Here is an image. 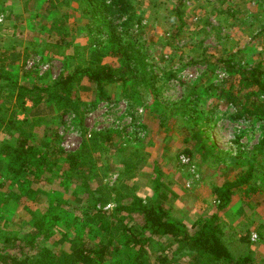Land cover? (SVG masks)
I'll use <instances>...</instances> for the list:
<instances>
[{
	"label": "rangeland",
	"instance_id": "1",
	"mask_svg": "<svg viewBox=\"0 0 264 264\" xmlns=\"http://www.w3.org/2000/svg\"><path fill=\"white\" fill-rule=\"evenodd\" d=\"M65 1L0 0V60L4 61H0V67L15 71L22 84L50 81L73 66V62L69 64L67 59L51 54L44 47L46 42L60 38L54 25L67 31L68 54L87 43V29L74 10V3ZM131 2L135 14L125 30L134 38L139 49L134 56L144 63L151 84L146 88L135 84L124 86L120 82L108 84L106 95L98 97L93 84L82 78L74 96L83 106V128L72 114L62 115L51 101L41 102L37 109L40 125L33 128V141L47 147L57 134L61 146L73 150L94 130L114 131L112 143L92 155L97 168V177L89 182L93 188L104 184L123 187L124 191L142 197L150 196L149 180L155 176L157 167L162 172L161 180L172 192L164 204L173 217L191 227L199 217L216 212L225 221V242L233 257L250 254L253 264H262L261 259L264 264V153L255 148L262 125L233 119L230 114L235 108L222 100L211 110L207 98L190 103L185 99L187 88L200 81L205 86L210 82L220 86L226 74L221 66L213 67L212 61L222 55L241 57L240 64L247 66L261 61L264 71V0H183L179 6L177 0ZM124 20L115 18L114 23L119 25ZM29 60L35 64L28 66ZM103 62L119 65L120 60L109 54ZM45 63L47 67L42 69ZM26 103L31 105L30 100ZM186 104L189 115H200L197 120L201 121L205 135L225 153L228 165L221 163L220 168L212 169L198 156L185 152L187 143L183 142L180 120L175 116H181L180 108ZM4 137V132L0 133V143ZM181 155L188 160L183 161ZM246 161L253 164L255 178L250 183L258 190L245 194L236 189L228 205L218 209L212 186L232 179L247 166ZM54 174L45 172L47 178L36 185L63 190ZM111 193L114 197L115 193ZM44 204L39 201L13 205L9 210L1 208L0 227L19 229L30 218L23 205L39 207L44 212ZM113 207V200L105 205L108 212L102 225L108 230L97 223L80 235L93 245L99 240H112L108 245L112 256L101 264H116L130 255L121 246L126 235L122 228H117L119 225L133 226L135 222L142 225L138 215H117L110 212ZM167 239L154 236L145 244L144 264H154L158 256L170 255ZM67 245L64 243L65 248ZM115 246L119 249H114ZM187 262L188 256H180L174 264Z\"/></svg>",
	"mask_w": 264,
	"mask_h": 264
},
{
	"label": "trees",
	"instance_id": "2",
	"mask_svg": "<svg viewBox=\"0 0 264 264\" xmlns=\"http://www.w3.org/2000/svg\"><path fill=\"white\" fill-rule=\"evenodd\" d=\"M106 1L109 2L106 4ZM182 1L177 0V6ZM65 2L74 3V10L86 26L88 41L68 54L67 31L54 25L60 38L46 42L44 47L51 54L67 59L69 64L73 62L71 69L60 72L50 81L24 85L15 71L0 67V133L5 134L0 143V209L9 210L13 205L39 201L45 203L44 212L39 207L23 205L30 218L19 229L11 231L0 227V264H101L109 261L111 239L99 240L93 245L80 235H84L92 224L103 226L104 214L108 212L105 205L110 200L114 201L110 212L135 214L142 222V225L135 222L133 226L122 224L117 227L126 235L121 239V246L130 255L116 264H144V246L154 236L168 238L166 247L171 251L170 255L158 256L154 264H174L180 256H188L187 264H253L250 254L233 257L225 242V221L216 212L199 217L191 227L170 214L164 203L172 192L161 180L162 172L157 167L155 176L149 180L150 196L142 197L124 191L123 187L112 188L104 184L93 188L89 182L97 177V168L92 155L112 143L114 131L94 130L84 137L79 148L73 150L64 149L57 134L47 147L33 141V128L40 125L37 109L41 102L51 101L57 112L72 114L78 126L83 128V106L74 96L82 78L93 84L98 97L106 95L108 84L120 82L124 86L135 84L145 88L151 84L144 63L134 56L139 52L134 38L125 30V25L135 14L131 0ZM115 18L125 20L117 25ZM109 54L119 57V65L103 62ZM240 59L222 55L212 61L213 67L221 66L226 74L220 86L212 82L205 86L200 81L187 88L185 99L190 103L207 98L211 110L222 100L235 108L230 114L233 119L260 122L261 137L255 148L264 153L263 62L247 66L240 64ZM27 100L31 105H27ZM186 106L180 108L183 109L181 116H175L180 120L183 142L187 143L185 152L198 156L209 168H220L221 163L227 162L225 153L205 135L201 121L197 120L200 115H189ZM18 114L24 115L19 118ZM246 165L232 179L212 186L218 209L228 205L236 189L245 194L258 190L250 183V179L255 178L253 164L246 161ZM45 172L55 173L54 179H58L63 190L59 187L47 190L36 185L47 178ZM111 191L115 193L114 197H111ZM86 236L90 235L86 233ZM66 242L67 248L64 247ZM114 249L119 248L115 246Z\"/></svg>",
	"mask_w": 264,
	"mask_h": 264
},
{
	"label": "built area",
	"instance_id": "3",
	"mask_svg": "<svg viewBox=\"0 0 264 264\" xmlns=\"http://www.w3.org/2000/svg\"><path fill=\"white\" fill-rule=\"evenodd\" d=\"M107 2H109V1H107ZM27 63H28V66H32V65L35 64V63H34L33 61H31V60H29ZM46 67H47V63H45L44 65L41 66L42 69H45ZM181 157H182V155H181ZM182 160L185 161V160H188V158L184 156V158L182 157Z\"/></svg>",
	"mask_w": 264,
	"mask_h": 264
},
{
	"label": "crops",
	"instance_id": "4",
	"mask_svg": "<svg viewBox=\"0 0 264 264\" xmlns=\"http://www.w3.org/2000/svg\"><path fill=\"white\" fill-rule=\"evenodd\" d=\"M19 17H20V15H19ZM81 21V20H80Z\"/></svg>",
	"mask_w": 264,
	"mask_h": 264
}]
</instances>
